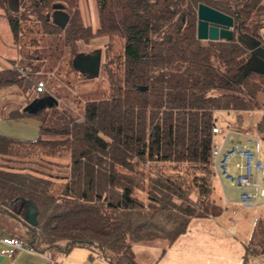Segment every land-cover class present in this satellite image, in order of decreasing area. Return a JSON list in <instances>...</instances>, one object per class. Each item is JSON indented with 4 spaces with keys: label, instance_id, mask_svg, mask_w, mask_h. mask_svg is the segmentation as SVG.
<instances>
[{
    "label": "trees",
    "instance_id": "obj_1",
    "mask_svg": "<svg viewBox=\"0 0 264 264\" xmlns=\"http://www.w3.org/2000/svg\"><path fill=\"white\" fill-rule=\"evenodd\" d=\"M261 1L96 0L92 29L78 0H0L13 41L28 46L20 66L0 69V89L14 85L27 99L11 117L40 122L32 140L0 134V210L20 222L30 246L82 244L110 264H145L134 258V245H169L192 219L219 214L210 159L215 113L234 112L242 127L241 111L261 109L256 130L264 139V100L257 99L264 59L246 44L264 47ZM199 3L232 17L231 39L197 37ZM54 4L69 16L63 28L52 21ZM96 36L105 37L103 96L58 104L40 72L85 73L75 61L78 45ZM63 154L67 161H58ZM27 201L37 210L34 226L24 220ZM263 252L264 217L243 263Z\"/></svg>",
    "mask_w": 264,
    "mask_h": 264
},
{
    "label": "crops",
    "instance_id": "obj_2",
    "mask_svg": "<svg viewBox=\"0 0 264 264\" xmlns=\"http://www.w3.org/2000/svg\"><path fill=\"white\" fill-rule=\"evenodd\" d=\"M5 66L8 65L6 64ZM26 103V97H24V95L18 91L16 86L13 85L0 89L1 135L20 140H32L35 138L40 125V122L36 117L25 115H20L15 118L11 117V112L15 108H19V111L23 113L25 111ZM227 128L233 130V132H230L228 135V139L232 143H245L243 135H251L259 139V149L264 152V143L262 144L264 139L260 138L259 134L257 133L256 125L254 132H252L250 127L247 126L237 127L234 125ZM220 131L223 132L221 128ZM221 132L213 135L214 140L218 144L221 143ZM228 145V143L225 144V146ZM245 145L252 149L256 147L254 143ZM236 161H241V158L239 156L231 157L229 160V165H232ZM212 169L214 172V194L217 199L216 201H218L220 205V212L218 215L207 216V218H215L222 213H226L228 209L230 210L226 204L238 203V189L236 186L229 179L221 176L215 167L212 166ZM231 170L234 171V168L231 167ZM216 188H218V191H216ZM259 192L260 195L264 197V188H261ZM263 206L264 205H261L259 207ZM259 215L260 216L256 220L254 228L256 227L257 221L264 217V208L260 209ZM6 218L9 220H14L11 216L0 210V219ZM15 221L20 224L19 221ZM7 223L0 225V235L17 236L18 231L16 232V229L11 226L10 222ZM207 224L208 227L218 226L216 223ZM208 231L210 230L204 229L203 237L199 236L200 239L198 240L188 237L185 238L181 236V234L171 244L167 245L166 249H164L157 261H155L153 264H244L243 253L245 250V245L250 239L247 241V243L245 240H240V242H238L235 239L234 241L233 238L231 240L222 239L219 237L223 236L222 234H208ZM225 235L228 236V234ZM213 237H216V240H214ZM205 242H217V244L214 246L210 245L208 249L211 251L208 252L206 248L208 245H206L207 243ZM0 264H110V262L107 258L102 256V254L97 249L82 244L74 245L66 251H61L56 248H47L43 251H37L30 250L28 248H12L9 245L0 242ZM247 264H264V252L253 255L248 260Z\"/></svg>",
    "mask_w": 264,
    "mask_h": 264
},
{
    "label": "rangeland",
    "instance_id": "obj_3",
    "mask_svg": "<svg viewBox=\"0 0 264 264\" xmlns=\"http://www.w3.org/2000/svg\"><path fill=\"white\" fill-rule=\"evenodd\" d=\"M78 4L82 22L91 26L92 29H95L98 25L96 0H78ZM261 4L264 7V0L261 1ZM104 41V36H96L88 43L80 41L78 45L79 51L85 54H94L97 50L101 49ZM204 41L205 40H202V42ZM27 47L28 46L22 44H16L13 41L6 20L0 12V69L6 64L20 66L22 64L20 58L26 54V50L28 49ZM43 52L44 51L42 50L41 53ZM260 68L264 70V63L260 64ZM40 74L41 78L45 82V88L55 96L58 104L63 103L66 105V102H68L72 97L75 99L83 97L99 98L103 96L106 90V82L103 79L101 69L98 70L95 76L82 73L79 69L75 68L65 69L62 72H59L56 70V68H53L51 72L41 71ZM216 92L217 91H213V93ZM257 99L259 101L264 100L263 90H259L257 93ZM261 114L262 110L258 108L241 111L242 127H250V130L254 132L256 122L259 120ZM215 117L217 124L222 131H224L227 126L231 127L235 125L236 115L234 112L218 111L215 113ZM263 143L264 142H262V144ZM56 159L59 161H67V158L64 156V154L58 156ZM173 168L174 167L169 165L163 166V170H165V172H172L174 170ZM58 185L59 182H56L54 187L57 188L59 187ZM216 191H218V188H216ZM226 206L230 208V210L228 209L226 213H222L218 217L192 219L188 226V231L181 236L198 240L200 239L199 236L203 237L205 229L210 230L208 231V234H222L223 236H219L222 239L231 240L233 238L234 241L235 239L238 242H240V240H245L247 243V241L250 239L251 232L254 229L256 220L260 216L259 211L261 208H264V206L243 207L239 203L226 204ZM7 222L11 223V226L16 229V232L18 231V235L16 237L24 239L25 230L19 227L20 224H18V222L15 220H9L8 218L0 219V225H3ZM258 222L259 220L257 223ZM207 223H216L218 226L208 227ZM35 234L36 236L38 235L37 232ZM225 234H228V236ZM213 239L216 240V237H213ZM205 243L208 245L206 246L208 252L211 251L208 249L210 245L214 246L217 244V242ZM167 245L168 244L166 241L163 240H154L153 242L146 245L136 244L133 246L134 258L141 263L153 264L162 254V250L166 249Z\"/></svg>",
    "mask_w": 264,
    "mask_h": 264
},
{
    "label": "built area",
    "instance_id": "obj_4",
    "mask_svg": "<svg viewBox=\"0 0 264 264\" xmlns=\"http://www.w3.org/2000/svg\"><path fill=\"white\" fill-rule=\"evenodd\" d=\"M260 34L264 40V27ZM22 72V71H20ZM37 90L44 89L43 81L36 84ZM218 124L212 127V143L210 146L211 165L217 169L219 174L229 179L238 189V203L243 207H255L264 205V197L260 195L259 190L264 188V152L259 149V139L244 134V142L232 143L228 135L233 130L225 129L221 132V143H217L213 135L220 133ZM228 143V146L225 144ZM254 143L255 148L247 147L245 144ZM233 156H239L241 161H236L229 165V160ZM234 168V171L231 170ZM0 242L9 245L12 248L35 250L26 240L16 236L0 235Z\"/></svg>",
    "mask_w": 264,
    "mask_h": 264
},
{
    "label": "water",
    "instance_id": "obj_5",
    "mask_svg": "<svg viewBox=\"0 0 264 264\" xmlns=\"http://www.w3.org/2000/svg\"><path fill=\"white\" fill-rule=\"evenodd\" d=\"M54 11L51 18L54 24L59 27H64L68 22L69 16L63 10L61 4H54ZM50 17L49 15L47 16ZM233 19L228 14L219 11L204 3H199L197 6V21L196 35L199 39H231L233 37ZM246 44L250 49L264 59V47L259 46L257 41H247ZM77 65L90 76H95L100 67V51L97 50L94 54L80 53L75 58ZM145 87H140L144 89ZM24 220L30 225H36V207L30 201H27Z\"/></svg>",
    "mask_w": 264,
    "mask_h": 264
}]
</instances>
